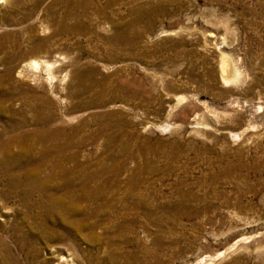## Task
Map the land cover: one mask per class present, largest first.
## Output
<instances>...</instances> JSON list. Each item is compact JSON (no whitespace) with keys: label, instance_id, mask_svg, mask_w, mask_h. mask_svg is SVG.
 <instances>
[{"label":"rangeland","instance_id":"374dc122","mask_svg":"<svg viewBox=\"0 0 264 264\" xmlns=\"http://www.w3.org/2000/svg\"><path fill=\"white\" fill-rule=\"evenodd\" d=\"M4 1L2 16L18 0ZM55 1L24 25L0 21V36L49 39L38 60L54 64L50 76L44 67L6 75L0 54V264H9L5 250L14 264H264V0H77L78 35L47 27ZM224 58L240 74L227 82ZM75 65L96 92L80 93ZM10 78L21 86L11 96ZM105 123L126 131L129 157L117 146V159H106L100 139L73 146L77 160L59 162L78 178L79 194L80 165L114 168L101 179L120 188L80 204L89 208L86 226L95 223L92 239L75 226L80 216L50 214L40 194L25 204L14 180L64 175L57 153L40 158L52 144L24 143L25 135L77 128L82 139ZM25 152L35 155L20 157ZM50 193L73 204L68 190Z\"/></svg>","mask_w":264,"mask_h":264},{"label":"bare ground","instance_id":"6f19581e","mask_svg":"<svg viewBox=\"0 0 264 264\" xmlns=\"http://www.w3.org/2000/svg\"><path fill=\"white\" fill-rule=\"evenodd\" d=\"M5 1L2 2V3H5ZM44 1L45 0H37L35 2V4L31 3L32 5H29V4L26 3V0H18L17 3H16V7L15 8H12L11 10H9L8 13L4 14L3 16L0 15V21H4L5 23L10 24V25H16V26L24 25L32 18V16H34L36 14L40 4L43 3ZM27 6H30V7L27 8ZM47 8H48L47 11L52 13L53 16H54L53 20L50 21V23L48 24L47 27H50L51 25L52 26H57L56 32H57L58 35L60 33L62 34L64 32L74 33L75 35L76 34L78 35V34H80L82 32L81 24H82L83 14L79 12V10L81 8L80 1H77V0H75V1L74 0H57L54 3H52ZM58 10H60V11H58ZM68 21H73V24L69 25L70 23ZM114 25L116 26V24H114ZM134 25L135 24H132V26H134ZM130 26L131 25H124V27H122V28H125V29L129 28L130 29L131 28ZM118 28H120V25L118 27H116V29H118ZM28 30H30V32L32 31V33H35L36 32V27H34V26L33 27L32 26L28 27ZM118 34H117V36H118ZM20 36L21 35L19 33H8V34H4V35L0 36V54H2V56H3L2 59L5 62V65L9 66V67H7L6 75H8V74L12 75V71L20 69L18 75L24 76V74H26L25 72H29L28 70H32L34 72H38V71L42 70V67H44L45 68L44 71H46L47 74L50 76L52 74L51 73V69H52V66L54 64L52 66L50 64H48L49 63L48 59L47 60H38L39 56L47 54L46 44L50 40L49 39H39L37 41H34V40H31L30 38L29 39H22ZM118 38H120V37H118ZM121 38H123V37L121 36ZM25 48H29V50L24 51ZM43 58H50V57H43ZM227 64H229V61H228V59L224 58V60L222 61V65H224V67L222 68V77H223V79L226 82L227 81H231L232 79L234 80V78H237L238 76H240V74L236 70V68L233 67V69L231 70L230 67H232V66L227 65ZM83 69L81 70L80 66H76V69H73V75H75L76 78L78 79L77 87L80 90V93L82 95H86V94H90L91 95V93L96 92L95 91L96 86H97V88H99V87H98L97 82H95V80H93L91 77L90 78L87 77V75H86L87 73H86V71H83ZM229 69L231 70V72H230ZM9 80H10V83L13 84L12 85L13 91L9 95V96H11L12 94L14 95L16 93V91L19 89V87H21V86H20V84H18L17 82L12 80L11 78ZM101 83L103 84V82H101ZM101 87H104V86H101ZM101 90L104 91V89H101ZM106 92H108V91L106 90ZM112 93H113V91H112ZM102 94H103V92H102ZM95 95H97V94H95ZM107 96H108V94H107ZM102 100H105V99H102ZM89 101H91V100H89ZM99 101H100V99H99ZM95 104L96 105L98 104V106L100 105V103H92V105L90 104V106L93 107V106H95ZM103 104H104V101H103ZM87 105H88V103H87ZM100 106H99V108H100ZM71 107H72V109L69 107L70 110H77V109L81 108V106H74V107L71 106ZM85 108H86V106H85ZM90 109H91V107H90ZM5 111H6V109H5ZM114 116H116V115H114ZM95 118H97V117H95ZM111 118H114V117H111ZM43 120L45 121L44 118H43ZM96 120H98V119H96ZM117 120H119V119H117ZM114 122H115V120H114ZM197 123L200 124L198 121H197ZM40 124H42V123H40ZM100 125H102V124H100ZM19 126L23 127V126H26V125H25V123L24 124L20 123ZM14 127H16V126H14ZM51 130L39 132L38 134H35L34 136H31V137L28 136L29 134L25 135L26 138L23 137L22 140H23L24 143L32 141V142H35V143L52 144L50 146L45 147V149L41 153L40 158L43 157V156H48L49 154H52L53 152L57 153L58 156H56V159H55L56 162L54 163V165H58L59 170L61 171V173H64V175H54L53 174V175L47 177L46 179H43V178H40L37 175V173H34L36 175H30V173H29V175L26 177V179L24 181H19L18 179H15L14 180V185H15L16 189L17 188H21L22 191L24 192L23 201H24L25 204H29V202L34 198V196L36 194H40L41 197L43 198V200L41 202L42 204H40V205H42V207H44V208H46V206H47L49 208L50 214H52V213L57 214V213L62 212L64 214H66L67 216L71 217V218L73 216H80V218L78 220L75 219V221H74V222H76L75 226L78 229H83V228L84 229L85 228L89 229V231H90L89 234H91L92 239H93L94 236H95L94 228L96 227V226H93V225L95 223L93 225L92 224L89 225V223H88V225L86 226L87 221L89 219H91L89 217V215H87L89 208L87 207V213H86V208L85 209L82 208V206H80V204L82 203V201L86 202V203L90 202V201L92 203L93 202L99 203V199L101 200L105 196V194L107 192H109V190H111V189L117 190V189L120 188V184L119 185L116 184L115 181H113V180L112 181H107L108 178H106V180L103 181L101 179L102 175H112L113 172H114V168H109L108 165L106 164V162H102L101 166L98 168V170L96 172H91L90 168L88 167V165H85V164L80 165L77 170L79 171V173H81V176H82L79 179L81 187H82L81 188L82 192L79 194V193H75V191H74L75 189L72 190L74 188L75 184H76V181H78V178H75L74 175H67L70 171L68 169H65V167L61 166V164L59 162H63L64 163L65 161H68V160H71V159L75 158V157H73L70 154V152H72L73 150L72 151L69 150L73 146H76V145L84 146L88 142H96V141H98L100 139L104 140L105 144H106V151L108 152V154L106 155V159H110V160L114 159L115 160V158H116L115 154L116 153L114 154L113 150L117 146H121V149L123 150V153H125L126 152L125 149H126V147H128V146L125 145V143L128 140V136L124 133L126 131H124V129L122 127H120V126L119 127H115V126L112 127L109 124L108 125L107 124L103 125L101 128H99V129L97 128V130L90 131V133L87 134L82 139H78L77 138V131L79 130L77 128H71L70 131L68 130L67 132H65V130H63V131L61 130V132H59V133H55V132H53ZM29 148H28V151L32 152L33 148L32 147H29ZM68 150L70 152H68ZM116 150H118V149H116ZM29 152L21 153L20 157H25L26 156L25 154H27L29 158L32 157L33 155H35V154H30ZM123 153H122V155H123ZM125 154H127V153H125ZM130 155L131 154H127L128 157ZM103 161H105V160H103ZM113 166H114V164H113ZM116 169H118V168H116ZM9 180H10V178H9ZM93 182L95 183V185L93 184L94 186L91 185V183H93ZM58 189H59V191L61 189L68 190L69 193H70V197L73 199V204L66 205L63 202L64 201L63 199L54 198V194H51L50 192H56ZM105 201H108V198H105ZM121 202H123V201H121ZM101 206H102V208H100V204H99L98 205V209L96 211L97 213L99 212V214L102 213L101 211H103V208L112 207L113 204L111 203V201H109L107 203H104V206H103V204H101ZM90 210H93V208L90 209ZM53 216H54V214H53ZM62 218H63V216H62ZM71 218H69V219H71ZM44 219H45V217H44ZM93 221H95V220H93ZM33 222H34V219H33ZM72 226L75 227L74 225H72ZM40 227L41 226H39V228ZM36 228H38V227H36ZM36 228H35V231H36ZM42 229H44V228L42 227ZM45 230H46V228H45ZM41 231H43V230H40V232ZM60 237H62V236H60ZM33 242H35V240ZM22 247H24V246H22ZM36 250H38V249H36ZM5 253H6V256H7L8 260H9V264H14V261H13V259L11 257L12 254L8 250L7 251L5 250ZM27 255H28V253H27ZM41 264H46V263H42L41 262Z\"/></svg>","mask_w":264,"mask_h":264}]
</instances>
